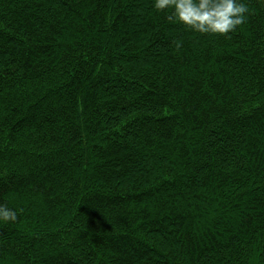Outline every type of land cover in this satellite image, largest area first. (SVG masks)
Returning a JSON list of instances; mask_svg holds the SVG:
<instances>
[{
	"label": "trees",
	"instance_id": "obj_1",
	"mask_svg": "<svg viewBox=\"0 0 264 264\" xmlns=\"http://www.w3.org/2000/svg\"><path fill=\"white\" fill-rule=\"evenodd\" d=\"M201 34L153 0H0V264H264V0Z\"/></svg>",
	"mask_w": 264,
	"mask_h": 264
},
{
	"label": "clouds",
	"instance_id": "obj_2",
	"mask_svg": "<svg viewBox=\"0 0 264 264\" xmlns=\"http://www.w3.org/2000/svg\"><path fill=\"white\" fill-rule=\"evenodd\" d=\"M158 12L170 13L188 29L201 34L228 35L244 23L248 12L245 0H153ZM18 220L15 208L0 204V224Z\"/></svg>",
	"mask_w": 264,
	"mask_h": 264
}]
</instances>
